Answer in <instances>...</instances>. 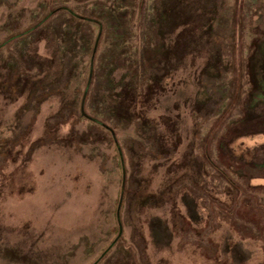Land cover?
I'll return each mask as SVG.
<instances>
[{"label":"rangeland","instance_id":"rangeland-1","mask_svg":"<svg viewBox=\"0 0 264 264\" xmlns=\"http://www.w3.org/2000/svg\"><path fill=\"white\" fill-rule=\"evenodd\" d=\"M0 264H264V0H0Z\"/></svg>","mask_w":264,"mask_h":264},{"label":"trees","instance_id":"trees-1","mask_svg":"<svg viewBox=\"0 0 264 264\" xmlns=\"http://www.w3.org/2000/svg\"><path fill=\"white\" fill-rule=\"evenodd\" d=\"M100 30H102L101 26H100ZM97 38H99V34H98Z\"/></svg>","mask_w":264,"mask_h":264},{"label":"crops","instance_id":"crops-1","mask_svg":"<svg viewBox=\"0 0 264 264\" xmlns=\"http://www.w3.org/2000/svg\"><path fill=\"white\" fill-rule=\"evenodd\" d=\"M72 10V9H71ZM72 12H73V10H72ZM99 29H100V27H99ZM101 35V34H100ZM100 35H99V38H100ZM98 36V35H97ZM97 38V37H96Z\"/></svg>","mask_w":264,"mask_h":264}]
</instances>
